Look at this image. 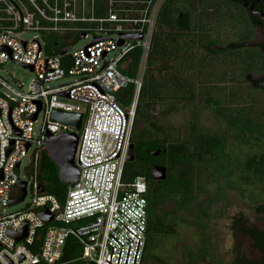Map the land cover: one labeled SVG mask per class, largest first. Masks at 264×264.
<instances>
[{
	"label": "built area",
	"instance_id": "1",
	"mask_svg": "<svg viewBox=\"0 0 264 264\" xmlns=\"http://www.w3.org/2000/svg\"><path fill=\"white\" fill-rule=\"evenodd\" d=\"M163 2L0 0V70L13 60L34 72L27 86L0 72V264L142 263L148 183L142 175L124 181L123 172ZM26 29L45 35L22 38ZM48 34L62 38L73 34L89 41L74 48L71 40L63 39V47H72L61 55L47 52ZM122 34H142L143 38L125 37L119 44ZM137 46L142 47V59L137 76L131 77L125 71L132 62L130 52ZM113 51L117 53L110 57ZM129 83L135 84V96L129 106H123L116 92ZM55 109L82 113V127L78 130L53 119ZM70 131L79 133L75 160L80 175L62 202L45 190L38 165L48 133ZM29 151L28 175L21 176L19 170ZM21 180L27 182L26 196L30 192L31 200L24 208L8 212L11 199L22 193ZM45 210L53 215L49 222L40 214ZM25 227L27 235L17 240L14 234ZM74 250L78 252L72 254Z\"/></svg>",
	"mask_w": 264,
	"mask_h": 264
},
{
	"label": "trees",
	"instance_id": "2",
	"mask_svg": "<svg viewBox=\"0 0 264 264\" xmlns=\"http://www.w3.org/2000/svg\"><path fill=\"white\" fill-rule=\"evenodd\" d=\"M216 1L220 5L213 19L207 8L216 6ZM230 2L164 0L158 11L131 137L135 159L126 162L123 172L124 181L142 175L148 183V228L141 264H156L169 256L173 247L161 248L158 239L176 233L179 210L194 198L191 185L200 181L204 171L213 173L218 182L232 183L238 175L244 182L264 185V103L258 105L254 94L264 87L259 84L262 79L251 80L264 72V55L250 43L231 41L229 29L243 33L240 40L249 35L242 13L232 10ZM63 46L58 34L46 36L47 52L58 53ZM142 53L141 46L130 52L132 62L125 72L131 77L137 76ZM216 78L224 83L209 82ZM135 92V84L129 83L116 96L129 106ZM196 98L199 110H211L225 127L208 130L195 106L184 135L180 127L167 124L165 117L195 105ZM170 127L175 131L169 132ZM230 141L260 148L241 157L229 148ZM154 150L160 153L154 156ZM155 164L166 166L165 179L153 177ZM38 175L45 190L63 202L69 184L60 180L59 168L46 149L41 152ZM167 202L172 203L170 210L164 209Z\"/></svg>",
	"mask_w": 264,
	"mask_h": 264
},
{
	"label": "flooded vegetation",
	"instance_id": "3",
	"mask_svg": "<svg viewBox=\"0 0 264 264\" xmlns=\"http://www.w3.org/2000/svg\"><path fill=\"white\" fill-rule=\"evenodd\" d=\"M230 1L232 10L242 13L249 35L234 43H250L264 55V19L260 15L264 13V0ZM215 5L207 8L213 19L220 4L216 1ZM252 79L263 80L264 75ZM212 177L213 173L204 171L200 181L191 185L195 188L194 198L180 208L181 234L187 240L182 247L184 259L178 263L168 257L156 264H264V185L248 181L218 182ZM257 186L261 188L254 192L252 187ZM230 204L235 210L228 224L231 243L225 247L218 220L222 209Z\"/></svg>",
	"mask_w": 264,
	"mask_h": 264
},
{
	"label": "rangeland",
	"instance_id": "4",
	"mask_svg": "<svg viewBox=\"0 0 264 264\" xmlns=\"http://www.w3.org/2000/svg\"><path fill=\"white\" fill-rule=\"evenodd\" d=\"M229 27L227 28L228 31ZM230 32V39L231 41L233 40H240L242 38V35H244L243 33H239L236 32L235 30H231L229 29ZM35 35H40V36H44L45 33L39 30H34V29H26L22 34L21 37L25 38V39H32L34 38ZM63 39H69L71 40L72 44L74 45V48H79L84 46L86 43H88L89 38H82L79 37L77 35H73L70 34L68 36H64ZM117 53V51H113L110 53V57L114 56ZM0 72L6 76L8 79H10L11 81H15V80H20L22 81L25 86H27V84L29 83L30 79L33 77L34 72H32L29 68L24 67L23 65L13 61V60H8L7 62L4 63L3 68L0 70ZM264 75V72L262 73H256L253 75V78H259L261 76ZM60 82H62V80L55 82V85L60 84ZM209 82H211L212 84H219V83H224L223 80H220V78H216L215 80H210ZM255 97L257 100V104L262 105L264 103V90H260L257 89L255 92ZM192 106H195L196 109L201 113L200 114V123L203 124L208 130L213 131L216 129V126L218 125H222L224 126L223 121H220L211 110H203L200 111L199 109L201 108L200 103L198 101V99L196 98L195 100V105H191V106H183L182 109L177 112V113H173L171 115H169V117H165V120L167 121V124L173 126V127H180L181 134L184 135L185 132L188 131V128L191 124V120H192V115L193 110H192ZM215 107V105H214ZM42 120V115L39 117V121L37 122V126L41 123ZM225 127V126H224ZM169 132H174L175 130L173 128H169L168 129ZM229 148L234 149L235 153H238V155L242 156H246L249 155L255 151H258V149L260 148L259 146H253L252 144H244L242 142H237V141H230L229 142ZM31 159V151H29L27 153V155L25 156L23 162H22V166L20 168V174L21 176H26L28 175L27 173V166L29 165ZM206 175V173H205ZM212 180H214V177L211 178ZM232 183H244V181L241 180V178L238 175L233 176L232 178ZM261 188V186H257V187H252L253 191H259ZM257 189V190H255ZM258 195H260V192L258 193ZM31 200V193L29 192V194L26 196V198L24 200H22L21 202H18L17 204H14L13 206H10L7 208L8 212H14L16 210L22 209L24 208L28 202H30ZM171 202H167L164 205V209L165 210H170L171 209ZM235 210L234 205L230 204L227 205V207H224V209H222L220 216H219V220H218V224H219V231H220V235L223 236V242L225 247L229 246V244L231 243V239L230 236L228 234V224H229V216L230 214ZM179 216H180V223L177 225L176 227V233L168 235L167 238L165 239H158L159 243H163V245H161V248H166V246H170L169 248H172V251L168 254L169 256H166V258L168 257H172L175 258L177 260L178 263L181 262L182 259H184V251H182V247L184 246V243L187 241L185 239L182 238V234L181 232L183 231V226H182V220H181V216L182 213L179 210ZM191 218V217H190ZM164 241L166 243H164ZM166 245V246H164ZM168 249V248H167ZM160 251V250H158ZM174 259V260H175Z\"/></svg>",
	"mask_w": 264,
	"mask_h": 264
},
{
	"label": "water",
	"instance_id": "5",
	"mask_svg": "<svg viewBox=\"0 0 264 264\" xmlns=\"http://www.w3.org/2000/svg\"><path fill=\"white\" fill-rule=\"evenodd\" d=\"M260 15L264 19V13H261ZM81 36H84V34H82ZM125 37L142 39L143 35L142 34H128V35L122 34L120 41H119V44L123 43ZM71 47H72L71 45L62 47L60 49L59 53L61 55H63L69 49H71ZM30 68L33 69L32 67H30ZM260 85L264 87V79L260 82ZM38 103H39V109H38V111H39L41 103L40 102H38ZM38 111L32 115L33 119H35L37 117ZM52 118L59 120V121H62V122L69 123L71 125H74L76 127V129H78V130L82 127V121H83V114L82 113L66 112V111H63L61 109H55L53 111ZM78 141H79V133L77 131L65 132V133L58 134V135H53L51 133H48V138L45 140V149L47 150V152L49 153V155L51 156V158L54 160V162L57 164V166L59 168L60 180L69 184L70 186H73L77 182V179L80 175V168H79V166L75 160ZM130 149H131L130 153L127 157L128 161L135 159L134 143H131ZM159 153H160L159 150H154L151 152V154L154 156L158 155ZM17 166H19V163H17ZM152 174H153V177L155 179H165L167 177V168L164 165H155L152 168ZM18 185H19L20 189L22 190V193L20 194L19 197L12 198L10 203H9L10 205H14L18 202H21L27 194V188H26L27 182L25 180H21L18 183ZM43 190H44V186H42L40 188V191H43ZM40 214L46 222H49L53 218V215L48 210L42 211ZM14 235H15L17 240H20L21 238H23L27 235V228L25 227L24 230H22L19 233H15ZM138 244H139V242H138ZM121 246H122V244H121ZM112 249H113V247H112ZM120 251H121V249H120ZM136 253H137V251H136ZM135 258H136V256H135ZM118 260H119V258H118ZM134 262H135V260H134Z\"/></svg>",
	"mask_w": 264,
	"mask_h": 264
}]
</instances>
